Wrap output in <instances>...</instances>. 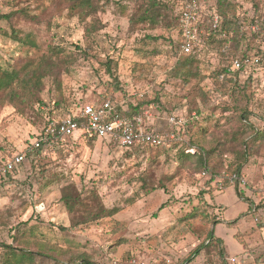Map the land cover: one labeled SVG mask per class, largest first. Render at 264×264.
<instances>
[{"label": "rangeland", "instance_id": "374dc122", "mask_svg": "<svg viewBox=\"0 0 264 264\" xmlns=\"http://www.w3.org/2000/svg\"><path fill=\"white\" fill-rule=\"evenodd\" d=\"M234 1L238 36L230 40L229 31L220 46L216 40L206 44L202 34L199 73L206 79L185 81L170 75L173 16L167 13L154 24L130 22L147 0H99L97 12L84 19L72 15L64 0H0V15H9L0 16V68L17 70L51 57L46 69L52 72L38 91L43 104L16 108L0 96L1 161L25 151L49 115L59 117L78 101L106 98L115 78L119 101L158 105L155 127L168 139V145L128 149L108 137L77 133L25 153L12 180L0 185V245L40 251L44 256L33 264H73L79 255L93 264H225L214 244L183 263L213 229L223 241L226 264H264V140L242 145L244 137L250 140L251 125L264 128V27L256 22L264 21V0ZM26 36L34 45L17 38ZM236 59L243 67L231 70ZM222 67L241 72L230 81L216 75ZM170 115L185 117L184 128L198 115V125L177 135V128L166 126ZM194 142L215 147L210 160L217 171L235 157L243 162L240 197L235 181H211L197 168L202 150ZM189 148L193 152L186 153ZM66 186L80 202L73 212L61 200ZM101 207L118 211L79 223Z\"/></svg>", "mask_w": 264, "mask_h": 264}, {"label": "trees", "instance_id": "16d2710c", "mask_svg": "<svg viewBox=\"0 0 264 264\" xmlns=\"http://www.w3.org/2000/svg\"><path fill=\"white\" fill-rule=\"evenodd\" d=\"M68 3L69 12L72 15L77 16L80 19H84L89 15L97 12V4L99 0H64ZM148 3L145 8L136 16L130 18V22H150L154 24L158 21L159 18H163L165 14L169 13L173 16L175 20V29L177 31V37L174 39V46L176 51L175 62L170 70V75L172 76H179L183 75V78L186 80L189 79H197V80H204L206 79L205 74L199 73V65L204 60V51L203 48L206 46L208 39L210 42L213 40L218 41V44L221 46L224 39H222L225 34L229 31L232 32L230 37L231 39H236L238 36L240 29H241V21L239 17L235 15V1L234 0H216L215 3H207L205 0H199L200 5L203 7V16L202 22L200 23V27L205 31V39L206 44L203 43L200 46H196L194 51L191 53H181L179 50V46L181 43V33H180V21H179V4L180 0H147ZM203 2V3H202ZM217 14L220 17L218 28L211 29V15ZM2 18H8V14L0 15ZM259 27H264V21H256ZM96 28L95 25H93ZM16 36L15 32H13ZM19 41L30 43L34 45V42L30 37L19 38ZM228 48V47H226ZM226 51V49L224 50ZM53 52L56 53L57 57L59 56V49L54 50ZM246 56V55H245ZM51 60V57H48ZM46 58L41 59L38 63H28L24 65L21 69L17 70H7L0 68V96H2L7 102L12 104L14 107L19 108L21 106L27 108H33L36 103H42L38 97V91L41 88L42 79L46 75H51L52 72L49 69H46L49 60ZM71 60L72 57H71ZM242 61V59H241ZM72 62V61H71ZM243 67V66H242ZM241 67V68H242ZM241 70L237 71H229L226 68L222 67L221 69L217 70V76H225L230 81L233 80V75L237 76ZM236 83V81L234 82ZM120 90L119 84L117 79H114V83L111 84L108 91L110 95L106 98L116 99V91ZM105 99V98H104ZM103 100V99H102ZM150 105L149 101L146 99H135L131 100L130 98L126 101V108L123 109L119 107L120 113L124 115H134L141 113L145 108ZM244 113V112H243ZM50 114V113H49ZM196 114H200V112L196 111ZM245 114L240 115V120L245 118ZM55 116L49 115L46 119V123L53 119ZM198 115L191 116L188 119V125L186 128L181 127L178 130L177 135H183L188 133L189 126L196 125L198 123ZM166 122V121H165ZM155 121V126H156ZM198 125V124H197ZM166 126L168 127L167 123ZM170 127V126H169ZM252 129L247 136L249 137V141L247 142V138L242 139V145L253 144L255 141L264 140V128L262 130L255 129L251 125ZM163 129V128H162ZM181 129H183L181 131ZM199 131V130H198ZM37 136V135H36ZM232 136H235L233 133ZM93 139L97 138L95 136L92 137H85L84 139ZM198 139L200 141L203 140V136H199ZM61 143V142H60ZM198 144V146L202 150V154L195 158V162L197 163V168H202L203 172L209 174V179L212 181L214 179L217 180H227V178L231 177L233 174L236 176L234 185L236 188V194L240 197V193L238 191V183L241 181V167L242 161H238L235 157L233 161L230 162L223 171H217L215 169L214 164L211 162L210 157L214 153L215 147L205 148L202 143L194 142ZM59 144V143H58ZM149 145H137L131 148H142ZM163 146V145H160ZM46 144H41L37 147L34 151L35 154L39 153L43 149L48 148ZM159 147V146H157ZM245 151V150H244ZM27 153V152H25ZM26 155V154H25ZM236 152V156H237ZM6 160V159H5ZM4 160V161H5ZM0 162H3L0 160ZM227 171L229 172L227 174ZM12 175V174H11ZM11 175L7 178L4 184H8L9 181L12 180ZM218 182V181H217ZM228 187V185H226ZM61 200L69 212H73L79 209V200L78 196L73 193L70 186H66L63 188ZM246 200V199H245ZM248 210L251 211L253 208L252 202H248ZM82 205V204H81ZM117 208L106 209L101 207L98 211H88L85 213V217L79 220V223H89L92 219H98L101 216H112L117 213ZM214 244L215 248H217V253L219 254V258L221 261H224L225 257V250L223 248V241L221 238H217L213 234V229H209L205 235V241L200 243L196 246L193 251L183 260V263H188L192 258H194L200 251L203 246ZM4 248V253L1 254L0 257V264H23L24 262L33 264L34 259L37 256H44L39 253L40 251H33L31 249H26L22 247H15L11 244H2L0 245ZM54 248V247H53ZM56 248V247H55ZM73 264H93L91 260L85 255H79L77 259H75Z\"/></svg>", "mask_w": 264, "mask_h": 264}, {"label": "built area", "instance_id": "2783aa9c", "mask_svg": "<svg viewBox=\"0 0 264 264\" xmlns=\"http://www.w3.org/2000/svg\"><path fill=\"white\" fill-rule=\"evenodd\" d=\"M203 13L199 0H180L179 21L182 40L179 50L181 53H191L196 46L204 43L201 35H204L205 31L200 27ZM219 20V15H211V29L218 28ZM240 63V60H234L231 70L240 68ZM139 98H143V93L139 94ZM74 106L65 114L48 121L25 151L16 152L12 157L0 162V185L7 180L17 166L24 162L25 152H33L41 144L50 147L65 139L77 138L75 137L77 133L84 138L87 136L108 137L117 146L128 149L137 145L153 147L168 145L166 135L158 131L154 125L156 119L154 111L157 110V104L150 103L141 113L130 116L118 110L119 107L125 109L126 102L119 101L117 96L116 99L99 100L96 98L78 101ZM166 121L170 127L179 130L184 127L187 119L179 115H170ZM173 138L170 136V139ZM188 152H193V149H186V153ZM235 178L234 174L229 177L231 182L235 181ZM220 183L222 187L223 184Z\"/></svg>", "mask_w": 264, "mask_h": 264}]
</instances>
